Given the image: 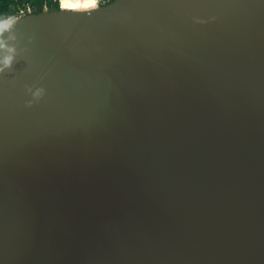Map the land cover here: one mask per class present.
I'll return each instance as SVG.
<instances>
[{
	"label": "water",
	"instance_id": "95a60500",
	"mask_svg": "<svg viewBox=\"0 0 264 264\" xmlns=\"http://www.w3.org/2000/svg\"><path fill=\"white\" fill-rule=\"evenodd\" d=\"M0 29V264H264V0H95Z\"/></svg>",
	"mask_w": 264,
	"mask_h": 264
},
{
	"label": "trees",
	"instance_id": "16d2710c",
	"mask_svg": "<svg viewBox=\"0 0 264 264\" xmlns=\"http://www.w3.org/2000/svg\"><path fill=\"white\" fill-rule=\"evenodd\" d=\"M46 5L44 0H0V29L5 20L25 11H40ZM58 4H49L57 6Z\"/></svg>",
	"mask_w": 264,
	"mask_h": 264
},
{
	"label": "snow or ice",
	"instance_id": "6c2138e0",
	"mask_svg": "<svg viewBox=\"0 0 264 264\" xmlns=\"http://www.w3.org/2000/svg\"><path fill=\"white\" fill-rule=\"evenodd\" d=\"M63 7L65 9H69V10H88V9H96L97 8V4L96 3H92V4H85L83 6H75V5H63Z\"/></svg>",
	"mask_w": 264,
	"mask_h": 264
},
{
	"label": "bare ground",
	"instance_id": "6f19581e",
	"mask_svg": "<svg viewBox=\"0 0 264 264\" xmlns=\"http://www.w3.org/2000/svg\"><path fill=\"white\" fill-rule=\"evenodd\" d=\"M66 3L92 4L95 0H65ZM89 10V9H88ZM80 11V10H76Z\"/></svg>",
	"mask_w": 264,
	"mask_h": 264
},
{
	"label": "clouds",
	"instance_id": "9594fccd",
	"mask_svg": "<svg viewBox=\"0 0 264 264\" xmlns=\"http://www.w3.org/2000/svg\"><path fill=\"white\" fill-rule=\"evenodd\" d=\"M60 3L62 5H75V6H83L85 4H79V3H66L65 0H60Z\"/></svg>",
	"mask_w": 264,
	"mask_h": 264
},
{
	"label": "built area",
	"instance_id": "2783aa9c",
	"mask_svg": "<svg viewBox=\"0 0 264 264\" xmlns=\"http://www.w3.org/2000/svg\"><path fill=\"white\" fill-rule=\"evenodd\" d=\"M46 2V4H59L60 0H44Z\"/></svg>",
	"mask_w": 264,
	"mask_h": 264
},
{
	"label": "rangeland",
	"instance_id": "374dc122",
	"mask_svg": "<svg viewBox=\"0 0 264 264\" xmlns=\"http://www.w3.org/2000/svg\"><path fill=\"white\" fill-rule=\"evenodd\" d=\"M26 12V11H25Z\"/></svg>",
	"mask_w": 264,
	"mask_h": 264
}]
</instances>
